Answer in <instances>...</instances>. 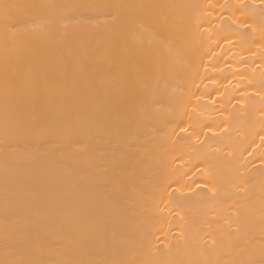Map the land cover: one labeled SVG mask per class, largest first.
<instances>
[{
	"label": "bare ground",
	"instance_id": "obj_1",
	"mask_svg": "<svg viewBox=\"0 0 264 264\" xmlns=\"http://www.w3.org/2000/svg\"><path fill=\"white\" fill-rule=\"evenodd\" d=\"M0 264H264V0H0Z\"/></svg>",
	"mask_w": 264,
	"mask_h": 264
}]
</instances>
